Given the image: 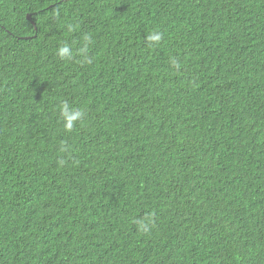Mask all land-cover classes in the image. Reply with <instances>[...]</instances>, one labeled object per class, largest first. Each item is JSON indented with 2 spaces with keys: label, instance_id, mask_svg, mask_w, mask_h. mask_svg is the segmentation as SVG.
<instances>
[{
  "label": "trees",
  "instance_id": "1",
  "mask_svg": "<svg viewBox=\"0 0 264 264\" xmlns=\"http://www.w3.org/2000/svg\"><path fill=\"white\" fill-rule=\"evenodd\" d=\"M0 264H264V0H0Z\"/></svg>",
  "mask_w": 264,
  "mask_h": 264
},
{
  "label": "clouds",
  "instance_id": "2",
  "mask_svg": "<svg viewBox=\"0 0 264 264\" xmlns=\"http://www.w3.org/2000/svg\"><path fill=\"white\" fill-rule=\"evenodd\" d=\"M159 37L157 36H153L152 39H158ZM68 53V49L67 48H62L60 49V55L63 56L65 54ZM62 111H63V114H64V117H65V127L66 128H71L73 123L80 118L81 116V113L80 112H77V111H69L68 109V106L67 105H64L63 108H62Z\"/></svg>",
  "mask_w": 264,
  "mask_h": 264
},
{
  "label": "water",
  "instance_id": "3",
  "mask_svg": "<svg viewBox=\"0 0 264 264\" xmlns=\"http://www.w3.org/2000/svg\"><path fill=\"white\" fill-rule=\"evenodd\" d=\"M27 18H28V19H30V18H31V16H30V15H28V16H27Z\"/></svg>",
  "mask_w": 264,
  "mask_h": 264
}]
</instances>
